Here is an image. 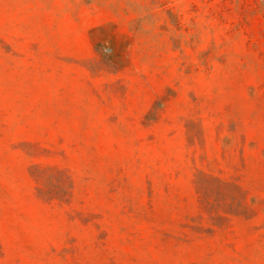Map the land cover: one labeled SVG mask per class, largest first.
<instances>
[{"label":"rangeland","instance_id":"rangeland-1","mask_svg":"<svg viewBox=\"0 0 264 264\" xmlns=\"http://www.w3.org/2000/svg\"><path fill=\"white\" fill-rule=\"evenodd\" d=\"M0 264H264V0H0Z\"/></svg>","mask_w":264,"mask_h":264}]
</instances>
